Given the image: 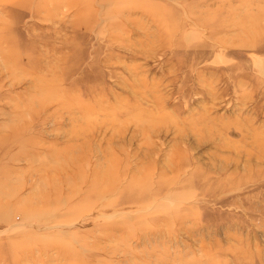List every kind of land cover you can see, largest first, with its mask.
Returning a JSON list of instances; mask_svg holds the SVG:
<instances>
[{
  "label": "rangeland",
  "instance_id": "rangeland-1",
  "mask_svg": "<svg viewBox=\"0 0 264 264\" xmlns=\"http://www.w3.org/2000/svg\"><path fill=\"white\" fill-rule=\"evenodd\" d=\"M263 73L264 0H0V264H264Z\"/></svg>",
  "mask_w": 264,
  "mask_h": 264
},
{
  "label": "bare ground",
  "instance_id": "bare-ground-1",
  "mask_svg": "<svg viewBox=\"0 0 264 264\" xmlns=\"http://www.w3.org/2000/svg\"><path fill=\"white\" fill-rule=\"evenodd\" d=\"M17 3H19V1H17ZM21 5L25 4V1L24 2H21L20 3ZM257 61V60H256ZM258 62V61H257ZM255 63V62H254ZM256 66V65H255ZM257 68V67H256ZM258 70V69H257ZM262 72V71H261ZM264 74V73H263ZM261 76V75H260Z\"/></svg>",
  "mask_w": 264,
  "mask_h": 264
}]
</instances>
